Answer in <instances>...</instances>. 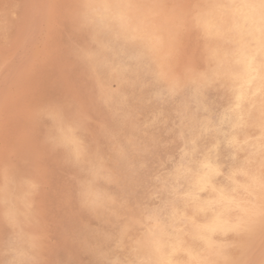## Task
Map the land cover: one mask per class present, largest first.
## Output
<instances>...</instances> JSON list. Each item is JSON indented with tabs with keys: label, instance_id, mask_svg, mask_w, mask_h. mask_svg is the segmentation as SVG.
<instances>
[{
	"label": "clouds",
	"instance_id": "clouds-1",
	"mask_svg": "<svg viewBox=\"0 0 264 264\" xmlns=\"http://www.w3.org/2000/svg\"><path fill=\"white\" fill-rule=\"evenodd\" d=\"M0 264H264V0H0Z\"/></svg>",
	"mask_w": 264,
	"mask_h": 264
},
{
	"label": "rangeland",
	"instance_id": "rangeland-1",
	"mask_svg": "<svg viewBox=\"0 0 264 264\" xmlns=\"http://www.w3.org/2000/svg\"><path fill=\"white\" fill-rule=\"evenodd\" d=\"M34 51H33V55L36 58L37 64L42 65L44 58H43L40 47L37 46L34 49ZM57 68L58 67L55 65H53L51 67L46 66L37 75V78H36L35 84H34V88H35V92H36V95L38 98L46 99V98H50V97H61V96H63L64 86H63V83H62L61 78H60V69L59 68L57 69ZM71 79H72L73 83H76L77 80L75 77V71L73 72ZM77 83H78V81H77ZM49 86L51 87V90H49L50 89ZM47 163H48V168H49V178H50L49 179V181H50L49 189L50 190L48 189V191L45 194L44 199L46 201V205L49 209L50 214L53 217H55L58 215V212H57L58 197L57 196H59L60 192L63 190L64 178L61 175V173L59 172V170H58L56 164H54V162L48 161ZM50 166H51V168H50ZM57 179H59V180H57ZM60 179H62V180H60ZM57 183H58V185H56ZM49 198H50V201H48ZM53 211H54V213H52ZM61 255H62V253H61Z\"/></svg>",
	"mask_w": 264,
	"mask_h": 264
},
{
	"label": "bare ground",
	"instance_id": "bare-ground-1",
	"mask_svg": "<svg viewBox=\"0 0 264 264\" xmlns=\"http://www.w3.org/2000/svg\"><path fill=\"white\" fill-rule=\"evenodd\" d=\"M39 47V46H38ZM34 51V50H33ZM35 52V51H34ZM58 69V68H57ZM39 74V73H38ZM71 78V77H70ZM45 83V82H44ZM76 83H77V81H76ZM50 87V86H49ZM62 88V87H61ZM48 90V89H47ZM49 90H51V87H50V89ZM48 90V91H49ZM40 97V96H39ZM50 162V161H49ZM52 162V161H51ZM52 164V163H51ZM55 164V163H54ZM50 165V164H49ZM50 168H51V166H50ZM55 171V170H54ZM53 172V171H52ZM56 172V171H55ZM51 173V172H50ZM53 175V174H52ZM62 177V176H61ZM50 179V178H49ZM55 180V179H54ZM57 180H59V179H57ZM56 180V181H57ZM60 180H62V179H60ZM64 182V181H63ZM56 183V182H55ZM61 184V183H60ZM56 185H58V183L56 184ZM54 186V185H53ZM64 186V185H63ZM54 188V187H53ZM52 189V188H51ZM50 190V189H49ZM53 190V189H52ZM59 192V191H58ZM51 193V192H50ZM57 196V195H56ZM58 197V196H57ZM48 201H50V198H49V200ZM52 213H54V211L52 212Z\"/></svg>",
	"mask_w": 264,
	"mask_h": 264
}]
</instances>
